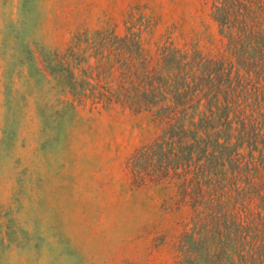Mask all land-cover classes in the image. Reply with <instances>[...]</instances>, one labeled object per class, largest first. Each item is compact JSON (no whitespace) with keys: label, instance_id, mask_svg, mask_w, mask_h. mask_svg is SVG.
I'll return each mask as SVG.
<instances>
[{"label":"trees","instance_id":"1","mask_svg":"<svg viewBox=\"0 0 264 264\" xmlns=\"http://www.w3.org/2000/svg\"><path fill=\"white\" fill-rule=\"evenodd\" d=\"M219 42L205 52L145 39L152 17L77 32L63 51L28 52L25 92L43 122L120 111L144 137L127 159L137 187L186 212L174 264H264V0H211Z\"/></svg>","mask_w":264,"mask_h":264},{"label":"rangeland","instance_id":"2","mask_svg":"<svg viewBox=\"0 0 264 264\" xmlns=\"http://www.w3.org/2000/svg\"><path fill=\"white\" fill-rule=\"evenodd\" d=\"M140 7L145 39L219 42L211 0H0V264H174L187 213L137 187L127 159L144 133L120 111L50 119L33 101L7 102L6 76L25 92L28 52L63 51L79 31L118 27Z\"/></svg>","mask_w":264,"mask_h":264}]
</instances>
